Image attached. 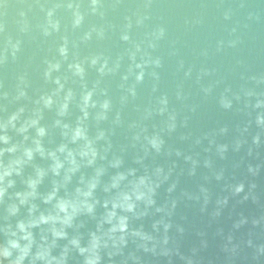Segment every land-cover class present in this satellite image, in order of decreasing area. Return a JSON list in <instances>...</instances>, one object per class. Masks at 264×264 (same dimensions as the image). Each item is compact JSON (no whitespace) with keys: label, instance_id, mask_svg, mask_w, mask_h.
<instances>
[{"label":"clouds","instance_id":"clouds-1","mask_svg":"<svg viewBox=\"0 0 264 264\" xmlns=\"http://www.w3.org/2000/svg\"><path fill=\"white\" fill-rule=\"evenodd\" d=\"M150 5L151 0H145L144 7ZM40 9L44 17L35 28L24 19L13 35L0 25V264H142L141 252L168 257L169 264L173 255H179L184 264H195L193 256L169 247L172 224L166 217H171L172 210L158 200L171 169L166 171L155 159L164 154L165 136L176 130L179 116L167 93L155 95L160 80L157 69L163 62L153 51L166 29L158 26L144 40L135 41L133 20L127 16L119 39L128 47L115 57L104 49L82 55V45L88 46L94 38L107 39L114 28L90 24L82 30L87 16L104 19V0H87L86 7L83 0H58L50 6L45 0ZM59 9L70 13V28L62 27ZM146 19V15L138 16L135 24L141 26ZM25 37L30 42L52 39L36 64L42 81L39 88L33 87L34 57L13 73L11 83L4 75L20 61ZM90 72L95 73L94 79L89 78ZM117 75L120 95L114 100L106 80ZM146 77L152 80L153 95L146 104H135ZM176 98H184L181 91ZM220 103L226 109L232 106L226 97ZM129 104L134 105L136 119L124 118ZM73 108L78 112L74 119ZM48 112L55 114L51 125L44 122ZM257 123L264 125V116L257 117ZM52 130H58V141L51 138ZM118 130H123L126 143L117 144ZM259 139L257 135L254 141ZM129 149L136 150L135 166L126 162ZM217 150L223 157L227 145ZM150 159L153 162L147 163ZM255 171L249 167V172ZM222 177L223 173L216 175L217 180ZM230 187L232 195H239L245 184ZM201 191L207 204L208 190ZM228 201L227 196L216 200L215 216L221 215ZM175 206L172 201V209ZM149 218L150 226H146ZM246 223L247 217H241L234 228ZM178 231L184 229L178 227ZM226 240L224 251L235 254L238 245L232 243L233 236L227 235ZM247 245L253 246V241L249 239ZM258 253L264 254V245Z\"/></svg>","mask_w":264,"mask_h":264},{"label":"water","instance_id":"water-1","mask_svg":"<svg viewBox=\"0 0 264 264\" xmlns=\"http://www.w3.org/2000/svg\"><path fill=\"white\" fill-rule=\"evenodd\" d=\"M44 2L0 0V25H6L13 35L18 33L24 19L35 28L44 17L40 9V3ZM52 2L58 0H49V6ZM83 2L86 7L87 0ZM144 3L145 0H119V3L104 0V19L89 15L82 30L90 24L114 28L109 29L107 39L94 38L88 46L82 45L81 54L104 49L115 57L128 47L119 39L127 16L133 20L131 36L135 41L144 40L145 34L158 26L166 29L153 55L161 57L163 62L157 69L160 80L155 95L167 93L170 106L179 113L176 130L165 136L164 154L155 159L166 171L171 169L168 181L158 194L159 202H167L172 210L171 217H166L172 224L169 247H178L184 256H193L195 264H264V254L258 253L259 246L264 245V125L257 123V117L264 116V0H151L148 8ZM145 15L148 19L137 26V17ZM57 16L62 27L70 28L69 12L59 9ZM77 35L79 32L73 37ZM51 44L52 39L30 42L25 37L20 61L4 73L8 82L11 83L15 71L34 57L33 87L39 88L42 81L35 70L36 64ZM189 70L190 75H186ZM89 78L94 79L95 73L90 72ZM119 83V75L106 80L114 100L120 95ZM205 88L210 91L205 93ZM177 91L182 92V100L176 98ZM152 95V80L146 77L134 103L146 104ZM222 97L231 100L230 108L221 106ZM77 114L73 108L71 118ZM54 118V112H48L44 122L51 125ZM124 118H137L133 104L124 110ZM222 128L227 131L221 132ZM257 135L259 143L254 141ZM51 138L59 140L58 130H52ZM115 140L117 144L126 143L123 130H118ZM221 144L227 145L223 157L217 150ZM135 155L136 150L129 149L128 165L135 166ZM188 156L192 159H186ZM249 167L255 173L249 172ZM219 173L223 177L217 180ZM241 182L245 184L244 192L232 195L230 186ZM202 188L208 190L207 204ZM249 193V199L244 200ZM225 196L229 198L228 204L220 209L221 215L217 217L214 215L218 207L216 200ZM172 201L176 202L174 209ZM241 217H247L248 223L234 228ZM253 220L260 223L253 224ZM150 223L151 218L145 221L146 226ZM178 227L184 229L183 233ZM227 235H232V243L238 245L235 254L224 251ZM249 239L253 241L251 247L247 245ZM138 255L142 257V264H169L168 257L142 252ZM171 261L184 264L179 255H173Z\"/></svg>","mask_w":264,"mask_h":264}]
</instances>
